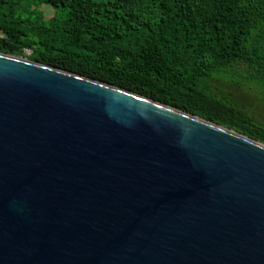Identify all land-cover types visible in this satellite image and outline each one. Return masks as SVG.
Returning a JSON list of instances; mask_svg holds the SVG:
<instances>
[{
    "label": "water",
    "instance_id": "water-1",
    "mask_svg": "<svg viewBox=\"0 0 264 264\" xmlns=\"http://www.w3.org/2000/svg\"><path fill=\"white\" fill-rule=\"evenodd\" d=\"M0 264H264V145L0 53Z\"/></svg>",
    "mask_w": 264,
    "mask_h": 264
},
{
    "label": "trees",
    "instance_id": "trees-1",
    "mask_svg": "<svg viewBox=\"0 0 264 264\" xmlns=\"http://www.w3.org/2000/svg\"><path fill=\"white\" fill-rule=\"evenodd\" d=\"M0 53L264 145V127L236 94L246 83L264 88V0H0Z\"/></svg>",
    "mask_w": 264,
    "mask_h": 264
},
{
    "label": "rangeland",
    "instance_id": "rangeland-1",
    "mask_svg": "<svg viewBox=\"0 0 264 264\" xmlns=\"http://www.w3.org/2000/svg\"><path fill=\"white\" fill-rule=\"evenodd\" d=\"M222 78L228 83V75ZM236 81L244 83V81L239 78H237ZM244 88L243 91H237L236 94L243 96L240 100L251 110L249 114L254 116L257 122L264 127V88L254 83H246ZM258 93H260V95H258Z\"/></svg>",
    "mask_w": 264,
    "mask_h": 264
},
{
    "label": "built area",
    "instance_id": "built-area-1",
    "mask_svg": "<svg viewBox=\"0 0 264 264\" xmlns=\"http://www.w3.org/2000/svg\"><path fill=\"white\" fill-rule=\"evenodd\" d=\"M24 53H25L26 55H28V54H30V51H29L28 49H24Z\"/></svg>",
    "mask_w": 264,
    "mask_h": 264
}]
</instances>
